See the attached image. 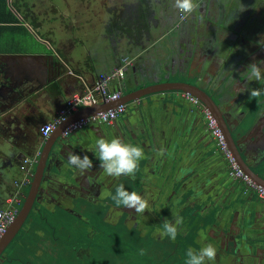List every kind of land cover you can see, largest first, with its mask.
I'll return each instance as SVG.
<instances>
[{
  "label": "flooded vegetation",
  "instance_id": "obj_1",
  "mask_svg": "<svg viewBox=\"0 0 264 264\" xmlns=\"http://www.w3.org/2000/svg\"><path fill=\"white\" fill-rule=\"evenodd\" d=\"M243 3L244 10L241 9L232 22L227 15L228 18L217 22V25L223 30L226 28L223 25L229 22L236 28L241 27L237 38L240 43L247 39L246 49L249 52L252 50L249 45L252 35L256 37L252 39L256 42L264 36V0H246ZM172 5L173 0H165L162 6L168 9ZM223 8L221 6L224 16ZM167 9L159 17L155 30L169 16L165 13ZM236 13L234 11L232 15ZM155 33V37L158 36L157 31ZM223 45L225 49L212 48L207 56L209 60L204 59L209 62L208 67H197L190 78L192 81L185 82L203 90L216 104L218 111L213 110L212 117L223 135L227 152L241 169V174L233 172L229 158L217 147L205 116L206 107L197 97L196 102H191L181 91L142 95L124 103V111L111 122L88 123L57 137L52 143V133L47 142V138L39 133V126L50 114L43 113L42 108L46 105H42L39 99L33 104L28 102L33 94L28 95L32 84L22 83L15 94L12 93L14 82L9 84L6 80V85L0 88V143L9 140L13 146L10 150L12 155L1 160L7 166L0 167V181L3 183V178L9 176V167L19 174L20 160L27 154L36 153L34 168H30L33 176L42 154L40 165L43 170L31 210L42 207L85 224L93 218L98 229L103 225L109 227L107 235L119 236L127 245L139 241L145 252L143 241H149L154 252L148 264H157L154 261L157 258L164 260L162 264H187V250L198 252L203 244H212L216 249L215 260L205 261V264H264V199L256 192L257 181L241 168L246 157V163L254 173L251 175L264 181V78L259 81L249 79L248 71L242 75L239 65H232L238 64L240 52L226 48V43ZM256 52L259 60H264V48L257 45ZM202 56L200 52L197 60ZM128 66L123 77L115 80L117 82L114 81L110 87L111 90H119L121 95L135 94L142 87L133 80L130 81V89L124 90L131 70ZM184 74L186 71L178 76ZM253 89H260L261 95L250 96ZM15 95V99L28 97L10 107L5 114L3 109L14 102L12 97ZM28 114H32L29 121ZM133 115L135 123H130ZM225 124L240 150L225 132ZM115 137L143 148L144 158L138 162L134 175L111 177L100 167L102 162L98 158L95 141L97 138L111 140ZM160 149L164 150V155L157 156ZM69 152L88 155L93 167L81 172L69 165ZM120 184L125 190L135 191L148 200L149 208L143 214L116 205L111 198L104 197L107 191L114 195L115 187ZM166 219L173 223L177 219L182 221L175 240L159 235ZM201 233L205 236L203 242ZM88 235L90 232H87L86 242L90 240ZM86 242L84 240L81 244L85 246L81 248L79 257L85 264H90L92 256Z\"/></svg>",
  "mask_w": 264,
  "mask_h": 264
},
{
  "label": "crops",
  "instance_id": "obj_2",
  "mask_svg": "<svg viewBox=\"0 0 264 264\" xmlns=\"http://www.w3.org/2000/svg\"><path fill=\"white\" fill-rule=\"evenodd\" d=\"M54 1L55 0H6L7 7L15 16V20H0V43L3 42V37L5 39L7 38L10 40V47L15 44L13 42H21V38H17L19 35L23 37L24 35L33 33L38 39V43L44 46L42 47L43 49L35 51L0 50V56L6 54L36 55L48 53L66 66L65 68L68 74L65 79L60 82L62 93L60 95H54V93L47 90L43 93L44 96L41 97L42 101L40 102L38 100L42 105H46L42 108L43 113H50L46 121L53 119L56 110L72 92L83 91L86 87L90 86L94 80L109 72L120 62L115 59L110 46L108 45V47H106L104 45L105 42H102V40L106 39V37H103V34L107 32L104 27L98 28L92 23H88L89 19L85 18L83 15H79L77 22L72 23L69 7L66 14L60 16L61 19L58 18L59 16L55 15ZM81 1L83 0H79V9L82 8ZM194 2L198 5L197 10L192 14L184 15L182 21L178 19L180 12L176 9L178 13L175 11V14H172L174 21L172 19L167 24L166 19L170 15L165 17L164 23L174 30L173 35H176V39H169L165 46H161L162 49L160 51L163 52V54L145 55L142 59H137L138 54L144 52L150 45H153V42L157 39L159 34L152 41L148 40L149 42L145 43L138 54H129L131 62L128 67L131 68V70L127 79L132 82L133 80L136 81V84L142 82V86H146L153 84L154 81L151 80L157 75L169 71H174L176 76L186 71V75H184L188 78H192L191 76L197 67L202 66L204 69L208 67L209 62L204 61V59L206 58L205 60H209L207 56L210 50L212 48L218 49L219 47L225 49L224 43L228 44L226 48L231 47V49L240 52V58L237 60L238 64L232 63V65L234 64V67L239 65L242 75H244L245 71L247 72V69L243 66L247 67L248 64L259 60L257 57L258 53L256 52L257 43L255 40H252L256 38L251 39L249 45H251L252 50L247 52V39H244L245 42L241 41L240 43V39L237 38L239 35L238 31L241 27L237 26L236 28L235 26V30L233 29L234 25H232L231 20L234 19V16H238V11L237 13L235 12L236 14L230 16L228 11L225 10L228 8L225 5V0H194ZM221 6L224 7V16L221 13ZM160 7L163 10L167 9L162 5H160ZM218 8H220L219 11L217 10ZM227 15L230 17L228 20L231 22H229L228 25L224 24L223 26L226 28L223 30V27L221 28L218 26L217 22H221L224 18H228ZM6 16L8 15H6L5 10L0 11V17ZM224 22L227 23L225 20ZM178 23L180 24L178 25ZM62 26L63 28L60 29ZM30 31H32V33ZM99 35H102V37ZM98 39H100V41H98ZM200 52L203 56L201 59L197 60L198 55L200 56ZM245 61L246 63L244 64ZM28 63L29 65L26 66V70L28 71L29 79L25 78L21 82H16L9 75L8 82L18 84V88L22 83L30 82L32 87L29 92L35 93L38 89H43L47 83L54 80V78L50 79L52 77L50 64L40 63L37 59L30 60ZM20 67L18 65V68ZM9 68L11 72H13V70L16 72L15 75L19 73L17 66L10 65ZM70 71H72V73ZM62 76L63 75H59L55 79ZM42 80H44L45 83L34 90L38 81ZM115 82H113V84ZM18 88L14 87L13 91H17ZM29 94L30 93H28V95ZM28 95L14 100V103L12 102L5 108L7 110L3 109L4 113L6 114L11 108L22 103ZM38 98L39 97H34L33 100H37ZM19 112L22 113L23 110H19ZM0 144H2L0 145V167H3L4 165L7 166V164L1 160L8 156L5 146H10L11 150L13 144L9 140H3ZM35 154L36 153L27 154L26 156H34ZM18 171L19 177L13 178L12 181H7L8 177L5 179L3 178V183L0 181L3 184L0 185V208L7 206L8 203L6 200L12 196L17 199V202L14 204L18 207V204H21L23 201L22 198L26 195L23 193V188L28 185L30 179L25 180V173L19 168ZM5 180L7 182H5Z\"/></svg>",
  "mask_w": 264,
  "mask_h": 264
},
{
  "label": "rangeland",
  "instance_id": "obj_3",
  "mask_svg": "<svg viewBox=\"0 0 264 264\" xmlns=\"http://www.w3.org/2000/svg\"><path fill=\"white\" fill-rule=\"evenodd\" d=\"M164 1L83 0L81 1L82 8L79 9V0H55L54 8L55 15L59 16L58 18L66 14L69 7L72 23L77 22L79 15H83L89 19L88 23H92L98 28L104 27L107 32L103 34V37H106V39L102 40V42H105L104 45L106 47L108 45L110 46L117 60L125 56L129 58L130 53L138 54L145 43L149 42L148 40L152 41L154 39L155 32L157 31L159 36L153 42V45L147 47L141 54H138L137 59H142L145 55L163 54L160 51L162 49L161 46H165L169 39H176V35H173L174 30L167 25L173 19V15L171 14H175L176 11L173 5L168 8V11H165V13L171 15L166 19L167 24L162 22L155 30V27L160 22L159 17L164 12L160 7ZM225 1V5L228 7L225 10L228 11L229 15H232L234 11L239 12L242 8L244 9L243 4L245 3L243 2L246 0ZM217 10L219 11L220 8ZM178 16V19H181V21L184 19V15L180 16L179 14ZM262 20L264 24V11L262 12ZM62 28L63 26L60 29ZM30 32L32 33V31ZM99 36L102 37V35ZM17 38H21V42H13L15 44L10 47V40L7 38L4 39L0 43V50L35 51L43 49L42 47H44L38 43V39L33 33L24 35L23 37L19 35ZM252 38L256 37L252 35ZM66 75L65 73L62 77H58L47 83L43 89H38L28 99V102L33 104L34 97H39L38 99L41 102V97L44 96L43 93L47 90L54 93V95H60L62 93L60 82L65 79ZM180 79L181 81L191 80L186 76H176L174 71H169L157 75L151 81L159 83ZM125 83L127 85L126 89H130V80L126 79ZM138 84L142 85L143 83L139 82ZM31 116L32 114H28L27 121H29ZM33 165L31 166L32 169L34 168ZM7 172L9 175L7 181H12L13 178L19 177L18 173L16 174L12 167H9ZM7 181L5 180V182ZM28 188L29 185L23 188L24 194H27ZM22 202L18 204V208L21 207ZM108 229L109 227L106 225L98 229L96 220L93 218H89L85 224L78 219L73 220L72 217L64 215L63 213L58 215L42 207H37L36 210L32 209L30 211L20 230L3 250L0 260L2 264H85L83 258L79 256L83 250L81 248L85 246L81 244L84 240L86 242L87 232H90L92 237L88 235V238L91 241L86 242L87 250L91 252L92 256L89 260L90 264H148V259L149 257L152 258V253L154 252L152 243L143 241L147 253L142 250L141 242L133 241L127 245L121 237L107 235ZM154 261L157 264H162L164 260L159 261L157 258Z\"/></svg>",
  "mask_w": 264,
  "mask_h": 264
},
{
  "label": "clouds",
  "instance_id": "obj_4",
  "mask_svg": "<svg viewBox=\"0 0 264 264\" xmlns=\"http://www.w3.org/2000/svg\"><path fill=\"white\" fill-rule=\"evenodd\" d=\"M173 7L183 15L192 14L198 7L194 0H173ZM244 9L242 8L241 11ZM258 46L264 48V36L256 42ZM249 79L255 78L257 81L264 78V60H257L247 65ZM261 95L260 89H253L250 96L258 97ZM135 123V117L129 121ZM98 158L102 162L100 167L111 177H120L121 175H134L138 169V162L144 158L143 148L139 145L133 146L129 143H124L119 137L107 140L105 138H97L95 141ZM6 154L11 156L10 146H5ZM157 156L164 155V150L157 151ZM68 164L85 172L93 167L92 161L88 155L81 156L73 152L67 154ZM104 197L111 198L116 205H123L128 209H134L135 213L143 214L149 208L147 199L139 195L137 192H129L125 190L122 184L115 187V194L107 191ZM182 221L177 219L174 223L165 220L162 226V231L159 233L161 238L164 236L175 240L178 235V225ZM201 241L205 239L201 233ZM187 264H205V261H213L216 258V249L212 244H203L199 251L193 249L187 250Z\"/></svg>",
  "mask_w": 264,
  "mask_h": 264
},
{
  "label": "water",
  "instance_id": "obj_5",
  "mask_svg": "<svg viewBox=\"0 0 264 264\" xmlns=\"http://www.w3.org/2000/svg\"><path fill=\"white\" fill-rule=\"evenodd\" d=\"M37 59L40 61V63H46L47 65L50 64V67L52 69V77L50 79H55L57 76L64 75L65 73L68 74L66 71V66L58 59H54V57L51 54L44 53V54H36V55H22V54H6V55H1L0 56V88L2 85H6V80L9 81L8 76L12 77V79L16 82H21L23 79L27 78L29 79V74L28 71L26 70V66L29 65L28 61ZM17 66L18 72L17 75L16 72L13 70L11 72L9 70V66ZM18 65L20 68H18ZM65 70V71H64ZM6 75V76H5ZM45 83L44 80L38 81V84L34 87V90L37 88L41 87ZM11 84V83H9ZM138 85V83L136 84ZM15 88H18V84H14ZM126 89V88H125ZM124 89V90H125ZM197 92H196V91ZM161 91H181L183 93H189L190 95H193L197 98H199L203 104L205 105L206 109L210 112L212 116H214V111H218V108L214 101L200 88L197 86L186 83L185 81L181 80H176V81H164V82H159V83H153L150 85L142 86L138 88L133 94L132 93H126L123 94L119 97L118 100L111 101V102H102V103H94L91 106H85L82 107L81 109L73 112L70 114L66 119L60 123L59 125L56 126L54 131L52 132L53 136V141L57 139V137L62 136V130L67 126L69 123L81 118L85 117L91 114H94L100 110L107 109L109 107H113L119 103H126L131 100H135L136 98H139L142 95L150 94V93H155V92H161ZM199 91V92H198ZM12 93H17V91H12ZM31 93V92H28ZM21 97V96H20ZM18 97V98H20ZM16 95L12 97V100H16ZM17 98V99H18ZM15 102V101H14ZM13 102V103H14ZM214 110V111H213ZM222 117V116H221ZM223 122L225 120L224 116L221 118ZM225 132L229 135L231 142L234 146H236L237 150H240L237 142L232 139L228 126L225 124ZM48 137L45 141L47 142L50 138ZM45 148V144L42 149ZM41 156L40 154L39 159L37 161V166L36 170L32 176L31 181L28 182L29 188L28 192L25 195L21 207L18 209L16 216L14 220L8 225L6 230L4 231L2 237L0 238V254L4 250V248L8 245V243L13 239V237L17 234V232L20 230L22 227L24 221L26 220L31 208L32 204L34 201V197L37 193L38 190V185H39V180L42 175V170L43 167L40 165L41 164ZM45 159L43 160V162ZM247 159H243L244 166H240L243 168V171L252 179L256 180L257 183L261 186L264 187V181H261L260 179L254 177L251 174H254L250 166L246 163Z\"/></svg>",
  "mask_w": 264,
  "mask_h": 264
},
{
  "label": "built area",
  "instance_id": "obj_6",
  "mask_svg": "<svg viewBox=\"0 0 264 264\" xmlns=\"http://www.w3.org/2000/svg\"><path fill=\"white\" fill-rule=\"evenodd\" d=\"M179 14L180 16H183V14ZM119 61L120 62L117 66L112 68L104 75L98 77L90 86L86 87L83 91H74L68 97H66L63 104L57 109V112L53 119L45 121L39 126L40 135L44 139L48 138L57 125L62 123L70 114L81 109L82 107L91 106L94 103L111 102L118 100L121 96L119 90H111L110 86L115 80H120L123 77L124 70L126 66L130 64L131 59L125 56L121 57ZM70 72L72 73V71ZM185 97L191 102H196L197 100L196 97L190 95L189 93H185ZM124 107L125 106L123 103H119L113 107H109L94 114L81 117L65 126V128L62 130V135H67L71 131L94 121L111 122L124 111ZM205 116L208 120L210 130L214 136L217 147L220 148L229 158V162L233 169V172L241 174V169L238 167V165H236L235 161L227 152L223 135L221 134L215 120L207 109H205ZM35 162L36 154L34 156H24L20 160L19 168L25 173V180H29L31 178L32 172L30 168ZM256 192L261 198L264 199L263 186L257 185ZM6 201L8 203L7 206L0 208V238L2 237L8 225L14 220L18 211V207L14 204L15 202H17V199L15 197H9Z\"/></svg>",
  "mask_w": 264,
  "mask_h": 264
},
{
  "label": "trees",
  "instance_id": "obj_7",
  "mask_svg": "<svg viewBox=\"0 0 264 264\" xmlns=\"http://www.w3.org/2000/svg\"><path fill=\"white\" fill-rule=\"evenodd\" d=\"M5 10L6 17H0V20H15V16L10 12V10L7 7L6 0H0V11ZM9 28V27H4ZM3 39H5L3 37Z\"/></svg>",
  "mask_w": 264,
  "mask_h": 264
},
{
  "label": "bare ground",
  "instance_id": "obj_8",
  "mask_svg": "<svg viewBox=\"0 0 264 264\" xmlns=\"http://www.w3.org/2000/svg\"><path fill=\"white\" fill-rule=\"evenodd\" d=\"M193 84V83H192ZM126 92V91H125ZM88 124V123H87ZM233 135V134H232ZM234 136V135H233ZM65 138V137H64ZM70 143V142H69ZM71 144V143H70ZM39 155V154H38ZM38 161V160H37ZM36 166V165H35ZM258 173V172H257ZM32 179V178H31ZM242 181V180H241ZM254 190V189H253ZM17 206V205H16ZM208 215H210V214H208ZM212 215V214H211Z\"/></svg>",
  "mask_w": 264,
  "mask_h": 264
}]
</instances>
